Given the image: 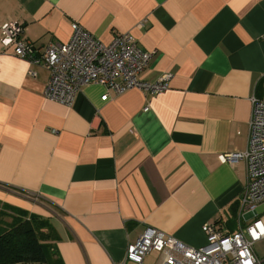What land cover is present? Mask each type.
<instances>
[{
    "label": "crops",
    "instance_id": "crops-1",
    "mask_svg": "<svg viewBox=\"0 0 264 264\" xmlns=\"http://www.w3.org/2000/svg\"><path fill=\"white\" fill-rule=\"evenodd\" d=\"M7 22L39 49L71 22L104 43L130 31L153 52L141 78L172 77L106 101L89 84L67 105L0 42V223L45 221L59 264H136L126 248L146 228L193 247L205 222L238 229L223 221L239 216L247 164L219 155L246 148L250 98L264 99V0H0Z\"/></svg>",
    "mask_w": 264,
    "mask_h": 264
},
{
    "label": "built area",
    "instance_id": "built-area-1",
    "mask_svg": "<svg viewBox=\"0 0 264 264\" xmlns=\"http://www.w3.org/2000/svg\"><path fill=\"white\" fill-rule=\"evenodd\" d=\"M71 36L67 42L52 41L42 49L21 35V22H7L1 26L0 42L13 46V54L26 60L28 74L36 72L31 66L44 67L49 77L44 90L47 98L70 105L83 86L98 84L104 88L101 101L110 98L109 92L120 95L130 89L149 94L168 87L171 73H164L153 81L141 78L153 52L143 49L130 31L115 32L109 43L71 22ZM247 145L242 151L219 155L223 162L234 164L244 160L248 181L241 195L238 229L229 231L215 223L205 222L201 229L205 242L189 246L156 228H146L126 248L125 260L142 264L146 254L158 252L157 264H264L254 245L264 239V219L256 216V208L264 203V99L251 97ZM247 221L240 223L241 214Z\"/></svg>",
    "mask_w": 264,
    "mask_h": 264
},
{
    "label": "trees",
    "instance_id": "trees-1",
    "mask_svg": "<svg viewBox=\"0 0 264 264\" xmlns=\"http://www.w3.org/2000/svg\"><path fill=\"white\" fill-rule=\"evenodd\" d=\"M49 227L38 217L0 223V264H59Z\"/></svg>",
    "mask_w": 264,
    "mask_h": 264
},
{
    "label": "rangeland",
    "instance_id": "rangeland-1",
    "mask_svg": "<svg viewBox=\"0 0 264 264\" xmlns=\"http://www.w3.org/2000/svg\"><path fill=\"white\" fill-rule=\"evenodd\" d=\"M256 216L259 218H264V203H261L257 206ZM238 218H239V216L237 215L236 217L234 216V217H230L228 219H224L223 225L226 226L227 228L235 230L238 227ZM240 223L242 225H245L247 223V221L243 217V213L241 214ZM42 231L46 232L47 229L43 228ZM255 248H256L258 253H260V254L264 253V239H262L261 241H258L255 245Z\"/></svg>",
    "mask_w": 264,
    "mask_h": 264
}]
</instances>
